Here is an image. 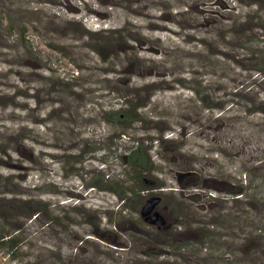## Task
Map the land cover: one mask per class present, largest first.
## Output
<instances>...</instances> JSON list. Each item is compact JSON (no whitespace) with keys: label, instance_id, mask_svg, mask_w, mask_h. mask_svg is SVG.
I'll return each instance as SVG.
<instances>
[{"label":"rangeland","instance_id":"374dc122","mask_svg":"<svg viewBox=\"0 0 264 264\" xmlns=\"http://www.w3.org/2000/svg\"><path fill=\"white\" fill-rule=\"evenodd\" d=\"M256 69L264 0H0V264H264Z\"/></svg>","mask_w":264,"mask_h":264},{"label":"trees","instance_id":"16d2710c","mask_svg":"<svg viewBox=\"0 0 264 264\" xmlns=\"http://www.w3.org/2000/svg\"><path fill=\"white\" fill-rule=\"evenodd\" d=\"M256 72L259 73V76L262 75V78L264 77V69H256ZM119 115H120V113H119ZM137 154H138V150L137 149L133 150L132 153H131L130 159L131 160L134 159V157H136ZM149 160L150 159L148 157H145V156H144L143 160H139L138 156L136 157V159H134V161L132 160V165H133L134 169L136 170L135 176H136L137 179L141 178V175H143V174L150 173L151 168H150ZM142 180H143L142 183H144L145 179H142ZM140 185H141L139 187L140 191H143V192L148 191V193H152L150 191H153V190H155V191L160 190V192H163L162 189L165 188V186H161V185L157 186V187L143 186L142 184H140ZM129 192L135 193L134 189L129 190ZM160 194H162V193H160ZM235 194L236 195H242L243 192H242V190H238V191L235 192ZM155 197H159L160 198V202L157 205V207H161V204L163 202V198L161 196H155ZM126 198H127L126 195L119 196V199L122 202L121 207H120V208H122L121 210H123L124 206H126V201H125ZM143 206L144 205H142V201H141L139 203V207H141V211H142ZM145 221H147V220H145ZM147 223H149V222H147ZM213 237H214L213 235H206L205 238H204V242L203 243L202 242H198V241H196L194 243L193 240H189V239L187 241H185V242L184 241L179 242V241L176 240L173 243L175 244V246L179 250H181V251L186 250V253H188L189 255H192V254H190V250H192V249L195 250L196 249L195 244L198 245V246H201V249L206 248L205 246H202V245H204L205 242H208V241L212 240ZM0 244H2V245H9L10 244L12 248H15V247L18 246V242L15 240V237L11 236V234H7V233L0 235ZM261 251L264 254V245H262ZM196 255H199V254L196 253V254H194L193 257L198 259ZM234 264H247V263L242 262L241 260L238 259Z\"/></svg>","mask_w":264,"mask_h":264},{"label":"water","instance_id":"95a60500","mask_svg":"<svg viewBox=\"0 0 264 264\" xmlns=\"http://www.w3.org/2000/svg\"><path fill=\"white\" fill-rule=\"evenodd\" d=\"M160 202V198L159 197H153L151 198V200L149 202H147L146 205L143 206L142 211H141V215H145V214H149L151 212L153 213L152 219L153 220H161V218L158 216V214L155 212V209L157 207V205Z\"/></svg>","mask_w":264,"mask_h":264},{"label":"bare ground","instance_id":"6f19581e","mask_svg":"<svg viewBox=\"0 0 264 264\" xmlns=\"http://www.w3.org/2000/svg\"><path fill=\"white\" fill-rule=\"evenodd\" d=\"M158 2H159V0H157ZM154 3H156V2H154ZM158 4V3H157ZM156 5V4H155ZM130 9V8H129ZM136 11V10H135ZM145 12H147V11H145ZM136 13L137 14H139L138 13V11H136ZM148 14H149V12H148ZM151 14V13H150ZM151 16V15H150ZM147 17V16H146ZM154 17V16H153ZM153 17H150V18H153ZM162 27H164L163 25H162ZM159 28V27H158ZM165 29H167V27H165ZM137 37V36H136ZM139 37H141V36H139ZM142 38V37H141ZM148 39V38H147ZM151 42V41H150ZM155 43V42H154ZM142 44V43H141ZM140 45V44H139ZM142 46V45H141ZM145 46V45H144ZM151 46H153V45H151ZM143 47V46H142ZM154 47V46H153ZM139 48V47H138Z\"/></svg>","mask_w":264,"mask_h":264}]
</instances>
